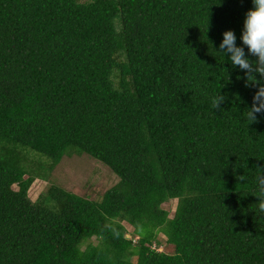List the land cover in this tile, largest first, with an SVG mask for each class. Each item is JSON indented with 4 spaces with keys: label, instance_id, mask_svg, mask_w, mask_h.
<instances>
[{
    "label": "trees",
    "instance_id": "trees-1",
    "mask_svg": "<svg viewBox=\"0 0 264 264\" xmlns=\"http://www.w3.org/2000/svg\"><path fill=\"white\" fill-rule=\"evenodd\" d=\"M253 9L0 0V264H264V114L246 118L258 87L219 53L229 30L243 47ZM71 155L117 183L99 200L56 185ZM36 180L49 188L32 201Z\"/></svg>",
    "mask_w": 264,
    "mask_h": 264
},
{
    "label": "clouds",
    "instance_id": "clouds-1",
    "mask_svg": "<svg viewBox=\"0 0 264 264\" xmlns=\"http://www.w3.org/2000/svg\"><path fill=\"white\" fill-rule=\"evenodd\" d=\"M252 3L254 9L246 13L243 32L240 37L243 47L236 45L235 33L229 30L223 33L219 53L224 56L230 53L229 59L232 67L238 66L241 71L245 72L248 83L258 87L253 96L252 106L247 109L246 117L248 120L257 122L256 114H264V0H252ZM245 47L248 49V54L257 58L255 61H251L246 57ZM257 75L261 77V80L256 79ZM225 100L226 97L220 93L215 95L212 98L213 109H219ZM239 179L243 181L245 177L241 176ZM256 179L258 208L261 212H264V170L260 169V174Z\"/></svg>",
    "mask_w": 264,
    "mask_h": 264
},
{
    "label": "rangeland",
    "instance_id": "rangeland-1",
    "mask_svg": "<svg viewBox=\"0 0 264 264\" xmlns=\"http://www.w3.org/2000/svg\"><path fill=\"white\" fill-rule=\"evenodd\" d=\"M51 181L78 196L91 200H99L106 190L117 183L118 178L106 166L91 157L86 155H71L70 157H65L61 164L53 171ZM13 188L16 189V187ZM48 188V183L36 180L28 192L30 200L35 201ZM175 206L176 200H171L168 204L164 205V208L170 212V217L175 210ZM123 224L128 233L126 238H130L133 228L125 223ZM159 237L160 246H157L156 250L166 254L173 253V246H168L163 236L159 235ZM91 242L95 243L93 240Z\"/></svg>",
    "mask_w": 264,
    "mask_h": 264
}]
</instances>
